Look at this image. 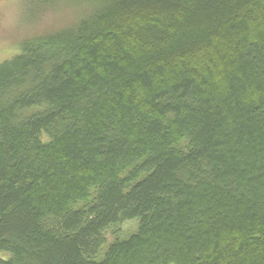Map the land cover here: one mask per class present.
Here are the masks:
<instances>
[{
  "label": "trees",
  "instance_id": "obj_1",
  "mask_svg": "<svg viewBox=\"0 0 264 264\" xmlns=\"http://www.w3.org/2000/svg\"><path fill=\"white\" fill-rule=\"evenodd\" d=\"M85 2L0 63V264H264V0Z\"/></svg>",
  "mask_w": 264,
  "mask_h": 264
},
{
  "label": "rangeland",
  "instance_id": "obj_2",
  "mask_svg": "<svg viewBox=\"0 0 264 264\" xmlns=\"http://www.w3.org/2000/svg\"><path fill=\"white\" fill-rule=\"evenodd\" d=\"M86 8L85 0H48L42 4L33 0H0V63L18 54L24 39L68 26ZM136 224V220L125 223L119 240L134 233Z\"/></svg>",
  "mask_w": 264,
  "mask_h": 264
}]
</instances>
